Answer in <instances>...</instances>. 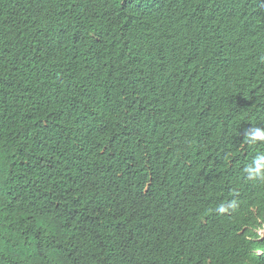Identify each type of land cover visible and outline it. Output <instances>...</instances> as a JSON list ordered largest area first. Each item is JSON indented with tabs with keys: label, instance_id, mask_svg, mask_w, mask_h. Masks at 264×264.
<instances>
[{
	"label": "trees",
	"instance_id": "16d2710c",
	"mask_svg": "<svg viewBox=\"0 0 264 264\" xmlns=\"http://www.w3.org/2000/svg\"><path fill=\"white\" fill-rule=\"evenodd\" d=\"M256 127L264 0H0V264H264Z\"/></svg>",
	"mask_w": 264,
	"mask_h": 264
},
{
	"label": "clouds",
	"instance_id": "9594fccd",
	"mask_svg": "<svg viewBox=\"0 0 264 264\" xmlns=\"http://www.w3.org/2000/svg\"><path fill=\"white\" fill-rule=\"evenodd\" d=\"M245 139L248 143L254 144L257 141H264V129L252 128L245 133ZM244 172L249 180H264V154L257 155L252 164L245 167ZM236 202L232 201L228 204H220L216 211L219 213L226 212L229 208H235Z\"/></svg>",
	"mask_w": 264,
	"mask_h": 264
}]
</instances>
